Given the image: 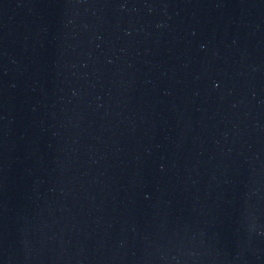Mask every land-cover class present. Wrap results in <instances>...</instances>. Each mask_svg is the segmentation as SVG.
Listing matches in <instances>:
<instances>
[{
  "label": "water",
  "instance_id": "1",
  "mask_svg": "<svg viewBox=\"0 0 264 264\" xmlns=\"http://www.w3.org/2000/svg\"><path fill=\"white\" fill-rule=\"evenodd\" d=\"M0 264H264V0H0Z\"/></svg>",
  "mask_w": 264,
  "mask_h": 264
}]
</instances>
